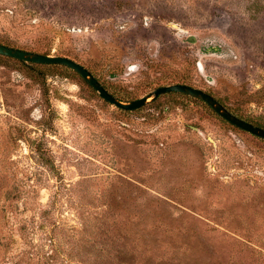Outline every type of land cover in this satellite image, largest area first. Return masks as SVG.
<instances>
[{"label":"rangeland","instance_id":"374dc122","mask_svg":"<svg viewBox=\"0 0 264 264\" xmlns=\"http://www.w3.org/2000/svg\"><path fill=\"white\" fill-rule=\"evenodd\" d=\"M0 42L264 126V0H0ZM0 264H264V138L193 95L125 110L0 58Z\"/></svg>","mask_w":264,"mask_h":264},{"label":"water","instance_id":"95a60500","mask_svg":"<svg viewBox=\"0 0 264 264\" xmlns=\"http://www.w3.org/2000/svg\"><path fill=\"white\" fill-rule=\"evenodd\" d=\"M190 41H194L195 36H189ZM0 54L11 56L20 60L37 62V63H61L67 65L77 71L85 80L88 81L90 85L97 90L101 97L109 101L111 104L125 110H135L144 106L151 99L157 98L160 94L170 91H180L188 93L195 97L201 98L207 104H209L217 113H219L223 118L228 120L230 123L254 134L259 137L264 138V128L255 125L243 118H240L236 114L232 113L224 104H222L216 97L212 94L183 83H174L169 85H163L157 87L154 91L146 94L143 97L137 98L132 101H124L109 92L105 86L100 82V80L82 63L76 61L73 58L64 55H53L44 54L40 52L30 51L14 46H10L0 42Z\"/></svg>","mask_w":264,"mask_h":264},{"label":"trees","instance_id":"16d2710c","mask_svg":"<svg viewBox=\"0 0 264 264\" xmlns=\"http://www.w3.org/2000/svg\"><path fill=\"white\" fill-rule=\"evenodd\" d=\"M1 43H2V42H1ZM43 53H45V54H50L48 51H44ZM64 55H65V54H64ZM0 58H1V59H8V60H15V61L19 62L20 64L25 65V66H28V67H31V68L47 66V67H51V68H53V67H59V68L67 69V70H68V69H69V70L71 69V67H69V66H67V65H64V64H61V63H37V62H29V61L20 60V59H17V58L11 57V56H7V55H3V54H0ZM161 86H163V85H161ZM168 94H179V95L191 96V95L188 94V93H184V92H180V91H170V92H165V93H163V94H160L157 98L153 99V101H156V100L159 99V97H161V96H163V95H168ZM194 97H195V96H194ZM198 99H200V98H198ZM232 112L235 113L234 111H232ZM235 114H236L237 116L241 117V118H244V117H242V116H241L240 114H238V113H235ZM244 119L250 121V120L247 119V118H244ZM250 122H252L253 124L258 125V126H261V127L264 128L263 125L257 124V123H255V122H253V121H250Z\"/></svg>","mask_w":264,"mask_h":264}]
</instances>
